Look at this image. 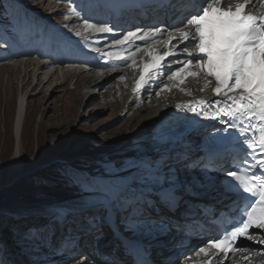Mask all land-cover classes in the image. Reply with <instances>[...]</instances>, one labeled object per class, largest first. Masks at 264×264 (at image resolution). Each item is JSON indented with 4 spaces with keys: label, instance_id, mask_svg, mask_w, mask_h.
Wrapping results in <instances>:
<instances>
[{
    "label": "snow or ice",
    "instance_id": "obj_1",
    "mask_svg": "<svg viewBox=\"0 0 264 264\" xmlns=\"http://www.w3.org/2000/svg\"><path fill=\"white\" fill-rule=\"evenodd\" d=\"M66 2L69 3V12L83 21L87 31L114 32V28L107 24L89 22L82 17L74 0ZM182 2L184 11L190 15L180 16L178 24L167 29L155 26L126 32L112 43L129 55H116L114 59L119 61L120 67L136 68V54H146L147 59L138 69L141 75L135 85L137 92L146 83L160 77L163 78L157 84V95L172 90L164 79L172 81L173 86H182L191 78L203 80L199 91L211 86L216 97L225 98L212 102L200 100L177 105V108L205 120L228 117L227 127L236 133L233 138L244 150L243 156L232 164L233 170L225 173L227 182L224 185L227 191L242 194L234 201L239 214L231 227L224 229L219 236L207 239L199 248L205 256L210 250H217L228 257L229 253L246 250L240 238L256 240L259 236L257 242L264 244V0H259V14H252L253 0H242L232 6H225L223 0ZM164 36L167 37L163 41L165 51L161 53L152 45L159 44ZM136 41L143 44H136ZM113 56L111 51L102 53L105 64L112 63ZM167 64L180 67L171 69L166 67ZM180 91L193 95L183 87ZM170 160L171 157L161 156L155 161L141 163L135 166L136 171L130 178L118 184H105L95 178L84 181L81 187L89 196L79 209L56 208L46 214L47 223L29 229L26 235L29 239H42L50 229L66 224L76 211L89 213L92 224L99 215L104 223H116L133 237L163 228L160 219L163 210L172 211L177 207L183 199L182 193L194 194L192 185L181 180L175 166L181 162L180 158L174 162Z\"/></svg>",
    "mask_w": 264,
    "mask_h": 264
},
{
    "label": "bare ground",
    "instance_id": "obj_2",
    "mask_svg": "<svg viewBox=\"0 0 264 264\" xmlns=\"http://www.w3.org/2000/svg\"><path fill=\"white\" fill-rule=\"evenodd\" d=\"M78 2L79 0H75L74 4L79 6ZM238 2H242V0H223L225 6H232ZM253 4L254 6L252 7V14H259L261 11L259 0H253ZM65 9L69 11V3H66ZM71 16L72 14L69 12L67 17L69 21L67 22L68 25L70 24L71 26L74 25L75 27H80V30L77 31V33H81V35H77L76 38L77 42L81 46L80 49L84 47L83 49L84 52H87L86 54L92 52L93 55L87 56L85 60L71 62L67 60H60L59 57L63 50V47H60L56 48L53 53H50L51 56L49 59L44 57L43 53L45 54V52L41 48L40 44L34 45V51H31L30 47L33 45H30L29 49H27L26 46L20 49L18 48L17 51L15 50V54L17 55L12 56L14 60H16H13V64L11 63L14 69L16 70L17 68L24 67L26 75L31 74L38 82L39 79L42 78L41 85L47 80L48 82H46L45 85H49V87L52 88L53 95L65 92V90H62L63 86L68 83L69 78L75 77L76 73L79 72V75L77 76L84 75L83 94L81 96V99L84 100V104H91L96 98L95 94H97V91L94 92L93 90L105 89L108 98L106 103L103 105L104 109L107 107L118 106L119 103L116 102L122 99L124 89L127 94V97L123 100V105H125L124 110L120 112V117L113 123H110V125L114 124L118 120H121L128 113H130L134 105H145V109L140 111L137 115V117L143 116L141 125H139L137 128L133 127L126 133V135L122 136L120 139H117V142H114L113 140L112 145L108 146V148H104L103 151H100L91 157L89 169L84 171L76 169L75 173L84 175L87 177V180L95 178L99 182L105 184H118L123 179L129 178V174L136 171L135 166L140 165L141 163L155 161L161 156H164L165 158L171 157L172 160H170V162H174L176 158H180L181 162L177 163L175 166L179 170L181 180L191 184L192 188L195 189L192 190L194 194L182 193L183 199L181 200L180 204L173 208L172 211L164 209L160 219L169 221V224H171V221L173 220L169 217L174 216V218L178 220V224L183 222L188 223L190 222L188 219L191 216V208L195 207V202L200 204L205 203L206 206L213 207L212 212H214L215 203L218 200H221L220 203H225L221 188L218 187L217 178L219 176H223L229 170V166L226 164V158L228 157L229 152L224 151L222 153H217V155L213 158H209V155L206 156L204 150L200 146L201 139L204 136L206 130L201 132H197L196 130L192 133L181 136L175 141L165 142L164 144L160 145V147L155 145L157 136L154 134L160 130H164L166 125H170L169 122L172 121L174 116L180 115L181 111L177 108V105L193 104L200 100L212 102L224 97H216L211 86L204 91H199L204 83L203 80L201 79L198 81L191 78L187 79L185 84L182 86H173L172 81L164 79V83L168 84L172 90L170 92H160L159 95L156 94L159 92L157 84L159 83V79L163 77L146 83L139 92L135 91L136 82L139 80L141 75L138 69L139 67H142L143 62L147 59L146 54L143 52L136 54V64L138 66L136 68L120 67L118 66L119 61H116L114 58H112V63L105 64L102 53L114 51V53H125V56L129 55L128 52H125L122 49H117L115 47V43H112V41L119 37L96 35L94 32H90L89 37H87L85 36L87 31L83 25V21L75 15L74 18L70 20L69 18H71ZM87 19L89 22H94L93 18ZM143 23H145V21ZM125 28L127 29L125 30L126 32L137 29L134 24L131 23H127ZM126 32H124V34H126ZM62 35H64L63 38H67V36H70L71 34L66 31L65 33H62ZM166 39V36L162 37L161 42L159 44L152 45V47H155L159 52L163 53L165 51L163 41ZM135 43L143 44L142 41H136ZM46 45L47 41H45V46ZM180 47H183V45ZM37 49H39V52ZM66 55L67 52L65 51L61 56L64 57ZM116 55L114 54L113 57ZM32 57L35 59L32 60ZM91 58H99V62L96 67H92L91 64L86 61L87 59L91 60ZM168 59L172 58L169 57ZM66 65L68 67V73L65 75L64 69ZM79 67L80 70H78ZM166 67L178 69L180 65L167 64ZM90 70H93L94 72L90 73ZM121 77L124 79H121ZM214 83L215 81L213 80L212 84ZM25 85L26 84L23 82V86ZM180 87L185 88V90L192 91L193 95H185L184 92L180 91ZM88 88L92 91L89 92V90H87ZM32 92L29 94L22 93L19 100V106L14 123L16 149L13 157V165L15 175L0 188V193H2L4 190L10 189L11 186L20 183V181H23L30 175L45 167L55 166L59 162L69 164V166L71 165L70 163L72 159H69L71 152L67 149V151L56 158L44 163L33 165L29 169H23V138L24 129L27 123L28 104L29 102L35 101L36 97L42 93L40 92L38 95H32ZM25 103L26 108L24 111ZM49 109L51 110L52 108ZM47 112H45L46 115L48 114ZM144 113L147 114L144 115ZM101 129H104V127ZM185 165H191V167H185ZM208 166L213 167L214 172H209L207 170ZM181 169L183 171H188L189 175L186 173H181ZM209 175L214 177V180ZM16 198L17 197L12 196L11 200H15ZM188 202L190 205L189 207H186ZM59 207L67 208L65 205H29L25 211H32L35 213H49L50 211ZM183 215L187 216L186 220L183 219ZM200 216H204V214L201 213ZM97 217L99 220H97L95 224H91V227H84L83 229L79 228L78 226L75 227V232L79 233L80 235L86 234V238L81 236V238L78 237L79 240L76 241L78 242L77 245H79L78 248L74 249L76 251L74 254H76L77 258L80 255H84L80 262L76 264H87L88 259H90L89 257H91L92 260H96L99 264H137L138 262H141L142 264H177V262L179 263V260L185 255L189 256H187L186 259H183L182 263L179 264H207V260L211 256L210 254L205 256L201 252L197 253L198 249L205 245L204 241H200L194 245L189 244L191 242L190 238L175 234L176 230L170 227L173 225L166 226L164 223L163 228H157L144 236L132 237L131 239L127 238L130 237V234H126L125 232L123 233L119 227L115 228L117 225L116 223H107V229L110 230L108 237L105 233H102L101 238L96 241V243H99V246L98 244L96 245L99 248L94 247L93 243V246H89L91 248L89 249L88 246H85L86 241L88 242L91 240L90 237H94V235H96L94 233L97 229V233L101 235V229L105 225L104 222H101L100 216L97 215ZM101 224L103 227L99 226ZM112 229L113 231H111ZM111 232L115 236L114 238ZM147 238L148 240H143ZM259 239L260 237L257 236L256 240L247 242L246 250L242 251L239 257H234L227 260L216 258L213 262H211V264H264V255H261V253H264V244L258 243L257 241ZM80 240H82V242ZM83 240L86 241L83 242ZM197 240L198 239L194 241ZM123 242L124 244L122 245ZM159 245H166L167 247L164 250L168 251L169 254L163 255L164 252L158 253V251L161 250ZM197 246L200 247L196 248ZM136 247L145 249V252L149 254V259L140 257ZM132 251L134 252L133 254ZM104 256L108 257L107 262L102 259ZM167 257L168 259H166Z\"/></svg>",
    "mask_w": 264,
    "mask_h": 264
},
{
    "label": "rangeland",
    "instance_id": "obj_3",
    "mask_svg": "<svg viewBox=\"0 0 264 264\" xmlns=\"http://www.w3.org/2000/svg\"><path fill=\"white\" fill-rule=\"evenodd\" d=\"M66 3V0H0V34H2L0 35L2 37L0 38V188L15 175L14 123L22 93L29 94L33 91L32 95H38L42 92L35 101L29 102L27 108V123L23 138V169L56 158L67 149L71 152L69 159H72L71 167L63 162L45 167L0 193V260H3V264L80 262L84 255L77 258L74 249L78 248L79 244L77 245L76 242L79 240L78 237L86 238V234L80 235L75 232V227L82 229L91 227L89 213L76 211L68 218L66 224L50 229L42 239L33 240L26 235L28 230L47 223V213L25 210L29 205H65L67 208L79 209L87 200L89 193L83 191L81 187L87 177L76 174L75 170L89 169L91 157L112 145L113 140L117 142V139L126 135L133 127L137 128L143 119V116L137 117V115L145 109V105L136 104L130 113L110 125L124 110L123 100L127 97L124 89L123 97L116 102L119 103L116 107L103 108L108 98L105 89L93 90L97 91L96 98L91 104L85 105L84 100L81 99L84 75L77 76L79 72L75 77L69 78L68 83L63 86L62 90L65 92L53 95L52 88L45 85L47 80L41 85L42 78L38 82L31 74L26 75L24 67L15 70L11 65L18 48L27 46L26 48L29 49L30 45H33L30 48L34 51L36 45L34 41L38 39L42 41L48 35L55 46L62 45L60 41L62 39L57 38V30L61 31V35L68 31L72 39L76 40L75 34L80 27L68 25L69 21L65 18V14L67 17L69 15V11L65 9ZM31 12L33 15L30 14ZM60 37L63 38L64 35ZM43 45H41L45 52L43 55L49 58L50 53H53L50 43L47 42L45 46L44 41ZM37 51L39 52V49ZM67 70L66 65L65 75L68 73ZM92 72L94 71L90 70V73ZM87 90L92 91L89 88ZM25 108L26 103L24 111ZM45 112L48 114L46 115ZM102 127L104 129H101ZM134 173H130L129 178ZM181 173L189 175L188 171L182 169ZM209 176L214 180V177ZM12 196L17 198L11 200ZM97 220L99 219L96 216ZM97 231L98 229L95 230L96 235L90 237L91 240L88 242L83 240L86 241L85 246H93L94 243V247L98 248L96 241L104 232L101 229L99 235ZM162 250L163 248L158 253H163ZM89 258L87 264L96 263L91 257Z\"/></svg>",
    "mask_w": 264,
    "mask_h": 264
}]
</instances>
